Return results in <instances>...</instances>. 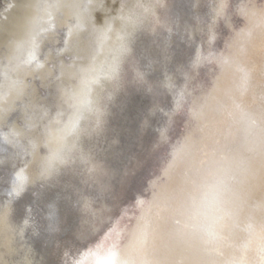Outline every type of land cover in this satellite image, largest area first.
<instances>
[{
  "label": "bare ground",
  "instance_id": "6f19581e",
  "mask_svg": "<svg viewBox=\"0 0 264 264\" xmlns=\"http://www.w3.org/2000/svg\"><path fill=\"white\" fill-rule=\"evenodd\" d=\"M82 80L103 114L41 175ZM241 113L264 117V0H0V264H96L145 222L162 247L173 199L219 149L264 212V135Z\"/></svg>",
  "mask_w": 264,
  "mask_h": 264
},
{
  "label": "clouds",
  "instance_id": "9594fccd",
  "mask_svg": "<svg viewBox=\"0 0 264 264\" xmlns=\"http://www.w3.org/2000/svg\"><path fill=\"white\" fill-rule=\"evenodd\" d=\"M73 111L85 117L86 107L79 101L98 100V92L82 80L72 92ZM236 123L246 132L264 135V117L238 114ZM58 126L52 124L50 150ZM63 143H71L63 136ZM245 175L226 149L209 153L202 159L190 182L169 207L165 243L154 246L155 229L148 223L137 226L121 247L113 264H264V212L253 213L243 197Z\"/></svg>",
  "mask_w": 264,
  "mask_h": 264
},
{
  "label": "snow or ice",
  "instance_id": "6c2138e0",
  "mask_svg": "<svg viewBox=\"0 0 264 264\" xmlns=\"http://www.w3.org/2000/svg\"><path fill=\"white\" fill-rule=\"evenodd\" d=\"M130 51L128 46L124 47V52L120 57L119 64L122 66L124 61L127 59V53ZM34 57L29 58V63ZM117 68H112L111 72L116 73ZM81 107H86L88 113L95 114L97 121L103 114L102 105L100 99H98L94 104L91 101H79ZM87 117L83 115L80 111H74V118L70 124L65 125L60 131L64 133V136H70L72 140H76L79 136L84 134L87 129L83 126L82 121ZM14 135V134H13ZM72 143L64 144L62 147H59L55 151L49 150L46 154L45 167L41 175L51 174L55 171V167L58 161L62 162L64 156L68 155L71 152ZM15 190L17 193H20L24 190V181L21 177H17L15 182ZM119 247L116 244H113L110 247L104 248L98 246L95 252L90 253L96 257V264H113L114 258L118 254Z\"/></svg>",
  "mask_w": 264,
  "mask_h": 264
},
{
  "label": "water",
  "instance_id": "95a60500",
  "mask_svg": "<svg viewBox=\"0 0 264 264\" xmlns=\"http://www.w3.org/2000/svg\"><path fill=\"white\" fill-rule=\"evenodd\" d=\"M142 173L140 174V176ZM140 178V177H139ZM138 180H132V182L128 185L127 190L125 194L127 195L126 198H131L134 192L137 190V188L141 185V182H137ZM128 201V199H126Z\"/></svg>",
  "mask_w": 264,
  "mask_h": 264
}]
</instances>
